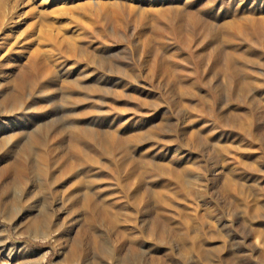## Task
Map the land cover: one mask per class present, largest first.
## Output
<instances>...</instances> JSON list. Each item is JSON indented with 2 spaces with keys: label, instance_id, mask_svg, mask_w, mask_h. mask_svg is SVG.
Instances as JSON below:
<instances>
[{
  "label": "bare ground",
  "instance_id": "1",
  "mask_svg": "<svg viewBox=\"0 0 264 264\" xmlns=\"http://www.w3.org/2000/svg\"><path fill=\"white\" fill-rule=\"evenodd\" d=\"M3 1L0 30L7 20L23 16L26 28L21 41L0 43V124L17 111L36 110L35 106L56 100L65 102L66 115L73 120L66 129L55 122L36 125L34 130L22 128L19 133L9 125L0 130V213L6 215L3 194L8 183L23 189L24 198L33 192L27 179L36 173L37 189L46 190L51 199L41 237L54 242L64 264L81 257L82 238L94 236L97 226L128 221V205L134 201L141 233L156 237L143 245L150 264H185L187 255L202 264H258L255 245L231 234L242 213L243 220L254 219L258 209L251 211L245 184L235 172L224 170L216 160L212 165L209 159L203 160L201 153L208 143L192 123H178L186 143L198 149L187 154L186 147L175 152L162 147L161 138L170 135L162 130L169 118L135 129L113 119L99 130L72 116L93 94L106 92L100 85L108 75H99L102 82H98L87 70L79 71L78 64L114 69L107 45L118 40L140 68L129 75L122 66H115L124 74L111 82L135 84L151 95L155 85L164 84L165 93L177 94L176 105H180L199 83L180 62L191 63L220 80L225 100L246 105L238 112L227 109L225 122L258 140L264 127V104L254 93L256 79L249 65L264 66V8H247L243 3L214 15L221 0H29L27 10L18 15L24 0ZM172 42L182 52L171 54ZM199 42L204 45L201 55L193 51ZM96 83L99 86L94 87ZM258 118L261 125L255 126ZM224 151L218 147V153ZM104 173L114 177L125 202L109 201L100 183ZM73 180L75 185L62 192ZM212 191L216 196L205 194ZM219 197L231 217H217ZM35 224V218L30 220V226ZM55 227L59 229L53 231Z\"/></svg>",
  "mask_w": 264,
  "mask_h": 264
},
{
  "label": "rangeland",
  "instance_id": "2",
  "mask_svg": "<svg viewBox=\"0 0 264 264\" xmlns=\"http://www.w3.org/2000/svg\"><path fill=\"white\" fill-rule=\"evenodd\" d=\"M28 1L29 0H24L21 7L18 8V15H22V13L27 10L25 7L28 5L26 3ZM243 3L244 5H247V8H254L256 10L264 8V0H221L214 11V15H217L218 13L222 14V12L225 14V10L237 8L238 4L242 5ZM3 5L4 1L0 0V9ZM214 15L213 18L216 20ZM230 16L231 15L228 17L231 18ZM23 17L20 19L15 18L14 21H6L4 25L5 27L3 26L0 30V43H14V41L17 43L22 40L23 36H21V33L26 28V26H23V23H21L24 19ZM107 46L109 48L108 50H111L109 55L114 61V67H112L114 69L110 68V71H102L92 68L91 66H85L83 63H81L82 65L78 64V66H80L79 71H81V69H83V71L87 70L85 71L86 74L90 72L96 77L97 81L99 80L98 82H102L99 75L101 76L104 74L105 76L108 74L106 76L108 80H105L106 83L100 85L103 89L106 88V92L101 90L100 92L93 94L92 99L88 100L75 112L76 114L80 113V115L77 116L74 113L75 116L72 117L80 121L83 125H88L89 128L91 126L92 128H98L99 130L105 129L113 119H121V125L125 126L127 124L126 126L129 125V128L135 129L138 127L143 128V126H146L145 128H147L148 125L155 126L161 122L162 119L169 118L165 121V126L162 130L165 135H168L169 133L170 135H168L169 137L166 136L161 138V140H164L162 147L173 149V152L177 149L187 148V154L188 150L189 152H196L198 149L186 143V140L179 129L178 123H184L185 121L187 124L192 123L191 125L198 129L201 137H203L208 143L205 151H202L203 153H201L204 156L203 160L209 159L208 162L211 163V165L214 160H216L218 162L216 163L218 165L220 164L219 166L224 168V170H232L235 172V175L237 177L239 176L238 178H240L241 182L245 184V188L247 189V200L251 211L255 212L254 210L258 209V212L253 214L254 219H248L246 217V219L243 220L244 214L239 211L240 213L238 212L237 215L239 217V214L242 213L240 216L242 219H239V222H241L234 227L231 234L236 236L241 242H244V240H242L244 238L247 240V243H250V245H255L257 248L256 257L260 260L259 263L264 264V127L260 131V137L258 140L253 141L247 135H244L242 132L240 133L237 127L226 123L225 120L229 117V111H226L227 109L231 111L233 109V111L238 112L237 109L241 110V108H246V105L241 100H225L224 94L219 90V83H221L220 80L215 81L216 79L213 73L210 74L209 71L203 73L202 70L196 69L191 63L180 62L183 68H185L186 73L190 77L197 78L199 83L194 92L186 94L185 97L183 96L180 105H176L177 94L174 93L175 95H170L165 93L166 87L164 84H162L164 86L161 84L155 85L156 87L154 86V89L150 87L154 90V93L151 95L147 89L143 90L141 86H136L135 84L130 85V83L126 84L125 82L117 83L119 81L111 82L114 79L122 78L124 71L129 75H131V73H139L140 64L132 53L122 50L124 47L123 42L113 40ZM168 46L170 47L169 52L171 54L173 52L178 53L181 51L177 45L173 44V42ZM193 51H197L196 53L201 55L204 52L203 43H197L193 48ZM105 62L106 61L104 60L103 65H105ZM100 65H102V62ZM115 66H122L121 68H123L124 71L117 70ZM249 66L251 67V75L256 79L254 93L257 94L260 103L264 104V66L253 64H250ZM90 70H93L95 73H92ZM97 86L99 85L96 83L94 87ZM119 92L122 93V95H119ZM101 93L103 94L101 95ZM260 94L262 95L260 96ZM33 100L34 102L38 101L36 98ZM42 104L35 106L36 110L29 109L23 113L17 111V113L10 117L11 119L9 118V120H5L0 124V130L9 125L19 133L22 128L34 130L37 127L36 125L42 126L45 123H51L52 125L54 123L55 125V122L58 126H61L62 128L65 127L64 129H66L68 127L67 125L72 122L73 119L69 118L68 112V116L66 115V110L62 105L65 104L64 101L56 100ZM252 111L255 114L257 113L255 108H253ZM254 123L255 126L261 125V119H256ZM147 137L148 136H144L142 139H146ZM146 146L149 147L146 149H150L151 147V145ZM218 147L223 148L225 151L222 152V154L221 152L218 153ZM103 160L106 161V158H103ZM35 174L36 173H30L29 178L27 179L29 182L28 185L30 184L29 186H31L30 188L33 192L29 193L24 198H22L23 189L17 187L13 183H8L4 190L3 196L6 198V215L4 216L3 213H0V264L65 263L60 258V250L54 242L41 237L45 230V222L43 221L47 216V210L49 209L51 199L48 197L46 190L41 191L37 189L39 176ZM107 174L108 173H104L100 178V183L104 188V192L108 194L109 201L113 202L118 199L125 202L122 195L118 194L119 191L116 189L117 183L114 177ZM75 183V180L71 181L64 189H61V191L63 192L67 190L70 186H74ZM62 192H58V197H60ZM215 192L212 191L205 194L209 197L213 194V196H216ZM220 201L217 217H231L230 209L225 206L222 199H220ZM132 202L133 201H131V203ZM135 203L136 201H134L131 206L129 202V207L127 206L128 211L131 213L128 221H122L120 223V220L119 223H115L114 225L101 224L95 228L94 236L88 234L86 235L87 237H83L86 239L84 240L82 238L83 241L81 240L80 242L82 248H84L81 252L82 255L77 258L78 260L76 259L70 263L150 264L151 257L143 253L147 249L144 248L143 245L147 239H153L156 237H147L141 233L140 228L143 227V225L141 226L135 219L137 214L135 213L137 212V205ZM122 204L124 203L121 202V205ZM115 216L117 217V215ZM34 218L36 219V224L35 226H30V220ZM61 220L60 224L63 222L62 218ZM61 225L59 227H62ZM36 226L38 229H36ZM59 227H55L53 231L58 230ZM33 228L34 230H32ZM32 237H35V239ZM158 244L160 245L161 243L157 239L155 246L158 247ZM154 252L155 249L152 253L153 256ZM191 258L192 255H187L184 258V263L202 264V262H196L197 260L194 261Z\"/></svg>",
  "mask_w": 264,
  "mask_h": 264
}]
</instances>
